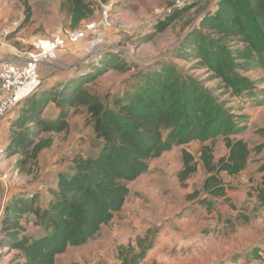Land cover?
I'll list each match as a JSON object with an SVG mask.
<instances>
[{"label": "rangeland", "instance_id": "1", "mask_svg": "<svg viewBox=\"0 0 264 264\" xmlns=\"http://www.w3.org/2000/svg\"><path fill=\"white\" fill-rule=\"evenodd\" d=\"M176 1L94 0L93 17L72 28L69 19L60 13V0H0V52L12 49L36 53L34 43L79 32L94 23L95 29L86 32V37L96 40L97 46L92 56L70 67L66 74L75 80L67 84L80 85L105 105L118 97L125 101L146 86L145 80L166 70L194 82L227 113L247 116L237 124L244 130L235 138L247 143L248 164L237 176H222L225 198L210 199L203 194L207 174L201 165L186 181L179 182L182 150L197 160L201 144L173 146L150 161L145 174L128 183V197L111 223L85 245L68 248L56 257L55 264H264V204L258 199L259 190L264 191V140L257 134L264 129V96L258 94L264 90V70H236L255 83L257 95L253 99L231 97L193 54L191 42L201 32L197 22L216 8L217 0H181L184 6L172 12L177 18L159 32V25L171 16L168 11ZM90 47L94 46L86 45L87 55ZM228 48L240 46L229 44ZM102 49L105 52L101 60L96 55ZM57 113L58 109L48 103L39 116L49 121ZM16 115L17 111L12 117L7 115L0 126V149L5 147ZM41 137H49L51 146L39 153L36 163L27 162L23 170L17 167L18 155L0 154V264L20 262L9 245L14 231L4 222L12 203L34 199L35 206H45L57 174L70 165L74 154L93 156L100 147L93 123L81 106L70 110L66 132ZM226 152L218 136L213 143V164ZM206 200L212 207L201 204ZM33 221L27 213L18 224L24 233L34 235L38 228Z\"/></svg>", "mask_w": 264, "mask_h": 264}, {"label": "trees", "instance_id": "2", "mask_svg": "<svg viewBox=\"0 0 264 264\" xmlns=\"http://www.w3.org/2000/svg\"><path fill=\"white\" fill-rule=\"evenodd\" d=\"M92 1L60 0L59 10L69 19L71 27L76 28L93 17ZM29 18L28 11L25 21ZM176 18L172 13L161 22L159 32ZM196 27L201 32L191 42L193 54L201 64L231 97H256L255 83L236 70H264V0H217L216 8L201 18ZM202 32L213 34L217 39H210ZM229 44L240 48L229 49ZM103 52L104 49L95 55L102 60ZM70 77L53 79L49 85L42 83L9 115L12 117L17 111L1 155H18L20 170L29 161L36 163L39 153L51 146L52 140L41 137L42 134L66 132L72 108H85L93 123L95 138L100 141L95 155L74 154L70 165L59 171L45 206H35L34 199H21L9 207L4 222L14 231L9 245L17 252L18 264H55L56 257L68 248L85 245L120 212L129 194L128 183L145 174L150 161L173 146L201 144L197 160L182 150V168L177 178L183 183L201 165L207 174L202 184L207 198H225L222 176L234 177L245 170L250 149L243 139L235 137L244 130L237 124L243 123L247 116L231 115L219 108L194 82L165 70L145 80L146 86L125 101L118 97L105 105L80 85L70 87L67 83L75 80ZM258 94L264 96V90ZM48 103L58 113L44 121L39 113ZM257 134L264 140V129H259ZM218 136L222 137L227 152L213 164V143ZM262 183L264 186V179ZM259 193L258 199L264 204V191ZM201 204L212 207L208 200ZM27 213L34 217L33 225L38 228L34 235L24 233L18 224Z\"/></svg>", "mask_w": 264, "mask_h": 264}, {"label": "built area", "instance_id": "3", "mask_svg": "<svg viewBox=\"0 0 264 264\" xmlns=\"http://www.w3.org/2000/svg\"><path fill=\"white\" fill-rule=\"evenodd\" d=\"M182 6H184V2L177 0L173 9L168 13L171 14ZM106 26L109 27V24L106 23ZM94 29L95 24L92 23L79 32H69L65 36H57L51 41L40 40L33 44L38 52L28 54L27 60L24 62L0 60V126L5 117L10 115L18 104L32 95L43 83L39 72L43 59H54L57 51L86 40V32L91 33ZM96 42V40L88 39V44H92L94 47L89 48L87 56L92 55L97 46Z\"/></svg>", "mask_w": 264, "mask_h": 264}, {"label": "crops", "instance_id": "4", "mask_svg": "<svg viewBox=\"0 0 264 264\" xmlns=\"http://www.w3.org/2000/svg\"><path fill=\"white\" fill-rule=\"evenodd\" d=\"M88 39L76 44L68 45L64 50L57 51L54 59L44 58L40 66L43 83L51 84L53 79L65 78L67 70L74 64H81L84 57L87 56L86 45ZM28 54L17 50H3L0 52V60L7 59L15 62H24L27 60Z\"/></svg>", "mask_w": 264, "mask_h": 264}, {"label": "water", "instance_id": "5", "mask_svg": "<svg viewBox=\"0 0 264 264\" xmlns=\"http://www.w3.org/2000/svg\"><path fill=\"white\" fill-rule=\"evenodd\" d=\"M69 71V69L67 70V72Z\"/></svg>", "mask_w": 264, "mask_h": 264}]
</instances>
